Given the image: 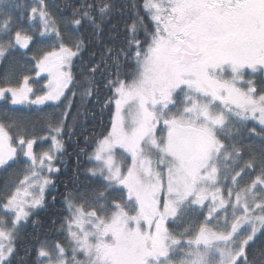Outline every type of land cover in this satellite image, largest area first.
Returning <instances> with one entry per match:
<instances>
[{
    "label": "snow or ice",
    "instance_id": "snow-or-ice-1",
    "mask_svg": "<svg viewBox=\"0 0 264 264\" xmlns=\"http://www.w3.org/2000/svg\"><path fill=\"white\" fill-rule=\"evenodd\" d=\"M86 27L112 41L87 62ZM33 47L0 100L61 111L42 136L0 122V170L27 165L0 197V264H264V0H0V62ZM88 104L111 124L85 153L92 185L21 256Z\"/></svg>",
    "mask_w": 264,
    "mask_h": 264
},
{
    "label": "trees",
    "instance_id": "trees-1",
    "mask_svg": "<svg viewBox=\"0 0 264 264\" xmlns=\"http://www.w3.org/2000/svg\"><path fill=\"white\" fill-rule=\"evenodd\" d=\"M53 4H62L63 0H51ZM119 30L122 32L123 25H120ZM86 42H88V49L84 53L85 62L88 60V53L91 51L99 52L102 44L112 43L110 39V33L105 32L104 36L100 38V43H97V39L93 36L90 29L87 27L81 30L80 33ZM37 43L36 47H40ZM36 48L33 47L32 51L28 52H15L10 55L6 61L0 62V85H3L5 79H7L13 86L17 84L18 81L22 80L24 75L34 76L32 69V63H29L32 52H35ZM82 70L80 62L77 61V66L74 67V74L77 75V79H81L79 72ZM99 79V77H98ZM75 90V89H73ZM107 90H102L101 97L107 95ZM71 95L70 93L68 94ZM52 106V105H48ZM46 106V107H48ZM87 107L95 112V118L89 115L87 121L85 122L83 117L79 119L74 125L73 129L75 134L69 136L65 134L63 136V142L65 144V152L58 161L59 172L53 175L52 180L55 182V188L46 191V206L42 209L37 210V213L31 217L32 220L38 221V224L29 223L23 231V243L21 244L20 255L24 256L23 249L27 248L30 252L38 245V241L48 237L50 240L55 238V233L53 232L52 221H56V227H59L60 221L65 215V196L69 193H75L76 190H83L85 187L92 185V181L88 179V174L86 169L92 167V163L88 160L85 153H91L92 143L94 137L99 136L100 133L110 130V117L107 110L103 114L100 112L99 106H94L93 104H88ZM44 109V108H43ZM79 109L83 111L81 107V101L79 95L75 99V104L73 106V114ZM23 109L12 108L6 109L2 103H0V122L7 124H19L22 127L28 129L29 134L37 125H41L44 128V119L38 117L37 115L29 116L26 115ZM72 124V121H69ZM39 127V131L44 132ZM12 130L15 131V128ZM37 132V130H36ZM88 137L86 142L85 137ZM81 149L85 151L82 152ZM34 256L35 253L32 252Z\"/></svg>",
    "mask_w": 264,
    "mask_h": 264
},
{
    "label": "rangeland",
    "instance_id": "rangeland-1",
    "mask_svg": "<svg viewBox=\"0 0 264 264\" xmlns=\"http://www.w3.org/2000/svg\"><path fill=\"white\" fill-rule=\"evenodd\" d=\"M19 52H23L25 51L28 52V54L30 53L29 51L25 50V49H19L18 50ZM31 83V81H30ZM41 83H46V81H41ZM33 87L35 89H39V86L36 85V84H33ZM0 103L3 104V106L6 108V109H12V108H18V109H23L22 111L26 114V115H37L38 117L41 116V118L43 117V119L48 116L49 114H52V113H56L58 114L60 111H61V108H57L53 102L49 101V102H46V105H43V106H27V105H12L10 102H5L3 100H0ZM48 105H52V106H48ZM48 106V107H46ZM44 108V109H43ZM38 128H35L32 133H34L35 135L37 136H42V135H47L46 131L44 128H42L41 125H37ZM41 126L40 129H42L44 132L42 131H39V127ZM37 130V132H36ZM13 132V135H15V132H16V129L15 131L12 130ZM50 146V141H38L36 145H34V151H36L37 153H40L42 150H47ZM23 159V158H22ZM58 161H55L54 164H55V167L56 168H59L57 167L58 165ZM11 163V162H10ZM27 167V165L25 163H18V164H15L12 168L8 169L7 172H5L4 170H0V197H2L3 195H5V182L6 180H8L9 178L15 180L17 183L19 181V179H23V174H24V169ZM57 172H54L51 174V178L53 177L54 174H56Z\"/></svg>",
    "mask_w": 264,
    "mask_h": 264
}]
</instances>
